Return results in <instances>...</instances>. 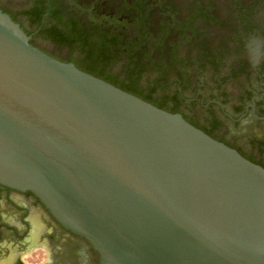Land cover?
I'll list each match as a JSON object with an SVG mask.
<instances>
[{
    "label": "water",
    "instance_id": "1",
    "mask_svg": "<svg viewBox=\"0 0 264 264\" xmlns=\"http://www.w3.org/2000/svg\"><path fill=\"white\" fill-rule=\"evenodd\" d=\"M28 39L0 11L1 185L100 264H264L260 166Z\"/></svg>",
    "mask_w": 264,
    "mask_h": 264
},
{
    "label": "flooded vegetation",
    "instance_id": "2",
    "mask_svg": "<svg viewBox=\"0 0 264 264\" xmlns=\"http://www.w3.org/2000/svg\"><path fill=\"white\" fill-rule=\"evenodd\" d=\"M0 11L42 53L264 170V0H0ZM0 264L100 262L33 192L0 184Z\"/></svg>",
    "mask_w": 264,
    "mask_h": 264
},
{
    "label": "trees",
    "instance_id": "3",
    "mask_svg": "<svg viewBox=\"0 0 264 264\" xmlns=\"http://www.w3.org/2000/svg\"><path fill=\"white\" fill-rule=\"evenodd\" d=\"M51 35H52L53 39H54L56 42H60V43H63V44H68V43H70V41H69L70 36H67V35L63 34V33L60 32V31L53 32ZM63 63H65V62H63ZM88 69H90V68H88ZM80 71H81V70H80ZM84 73H87V74H89V75H94V74H93V71H91V70H86V69H85ZM93 77H95V78H97V79H100V78H98V77H99L98 74H96V76H93ZM105 81H107L106 83H109L107 79H106ZM239 155H240V154H239Z\"/></svg>",
    "mask_w": 264,
    "mask_h": 264
}]
</instances>
